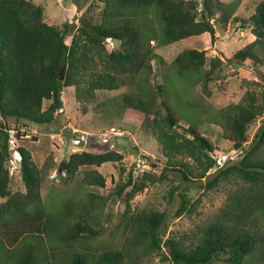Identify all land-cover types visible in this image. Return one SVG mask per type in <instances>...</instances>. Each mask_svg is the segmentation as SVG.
<instances>
[{"label":"trees","instance_id":"1","mask_svg":"<svg viewBox=\"0 0 264 264\" xmlns=\"http://www.w3.org/2000/svg\"><path fill=\"white\" fill-rule=\"evenodd\" d=\"M229 21L255 36L232 54L230 62L242 65L249 60L264 67L258 51L264 46V0L248 17L234 14L222 0H91L73 27L47 22L43 6L33 0H0V264H144L153 257L163 264H264V224L259 223L264 220V90L248 89L242 101L220 109L222 136L240 158L228 159L209 176L217 164L213 143L198 130L197 120L185 119L166 97L173 96L181 106L194 108L193 104L181 98L167 74L160 84L154 80L152 61L162 60L154 45L203 33L214 38L216 26L224 29ZM207 60L205 50L186 49L171 64L179 77L203 76L206 88L222 64L217 56ZM254 76L259 86L264 84V71L255 70ZM123 87L128 91L122 95V107L144 115L141 124L151 130L162 159L138 176L131 167L125 179L112 180L107 196H65L58 207L50 208L41 193L42 174L7 119L17 125L49 124L62 108L66 88H73L86 113L97 91ZM179 117L188 122L181 130ZM260 117L248 142L249 130ZM12 136L17 138L14 148ZM12 159L19 163L22 190L11 188L6 163ZM122 159L123 154L113 149L76 151L59 162V177L68 187L81 175L80 186L103 188L106 178L98 168ZM178 177L180 182L174 184ZM194 181L204 191L233 184L215 221L202 227L195 241L168 232L166 208L132 206V199L145 188L168 183L167 204L179 198L173 217L190 216L202 195L193 198L190 187L182 184ZM109 200L124 203L111 232L91 214Z\"/></svg>","mask_w":264,"mask_h":264},{"label":"rangeland","instance_id":"2","mask_svg":"<svg viewBox=\"0 0 264 264\" xmlns=\"http://www.w3.org/2000/svg\"><path fill=\"white\" fill-rule=\"evenodd\" d=\"M44 8L45 20L49 23L61 25L68 23L71 27L77 25L79 16L89 6L91 0H33ZM229 7H233L234 14L248 17L254 12L255 5L260 0H222ZM149 17L153 20L154 13L149 12ZM156 20V19H155ZM152 25L155 27L156 23ZM70 38V36H67ZM255 36L249 29H241L238 24H226L224 29L216 26V33L212 38L209 33L192 36L168 45H154L155 52L162 59L152 61L154 69V80L157 83L163 81L164 74L172 80L173 85L181 93V98L189 101L188 105L181 106L173 102V96L169 98L171 106L185 119L190 117L198 130L204 134L214 145L213 156L220 159V164L233 156L232 160L240 158V154L232 148L230 141L222 136L221 126L218 124L219 111L230 103L242 101L246 90H264V84L257 83L254 71H264L261 65H254L249 60H245L242 65L230 62L232 54L252 42ZM113 43H110L111 45ZM186 49L205 50L209 61L217 56L222 60L221 66L213 72L212 82H208L206 88L203 84V76H193L188 79L179 77L172 66L175 56ZM259 54L264 58V46L259 47ZM206 70L209 64L204 67ZM220 73V77H215ZM171 80V81H172ZM128 91L123 87L114 91H97L95 99L87 104V112L82 113V104L74 97L73 88H66L63 91V105L55 120L49 124H34L22 121L17 125L16 121L8 118L7 122L13 129L12 134H20L21 141L18 142L31 152L41 174V193L45 204L50 208L58 207L65 196H73L76 200L86 198L88 192L107 196L114 187L112 180L119 181L125 179L129 169L133 167L135 176L140 175L144 170H151V163L162 159L160 146L155 140L151 130L143 126L144 115L134 109L122 107L121 98L123 93ZM165 98V97H163ZM47 104V103H45ZM264 117V115H263ZM179 117V127H186L188 122ZM262 117L258 118L252 125L248 133V142L261 124ZM17 130V132H15ZM17 138L11 137L12 148L17 144ZM105 149H113L123 154L121 162H108L101 165L98 170L105 176V187H84L80 186L76 180L68 187L63 183V179L58 171V164L66 159L70 153L76 151L98 152ZM14 154V153H13ZM15 160V159H14ZM218 163V162H217ZM161 166V164H159ZM6 167L11 171V188L23 189L20 178L19 163L10 160ZM121 168L125 170L121 172ZM211 169L208 174L212 175ZM153 170V169H152ZM157 173L159 169H154ZM174 184L180 182V178H174ZM205 178L203 182L206 180ZM190 187V195L197 198L200 195L201 201L196 212L190 216L173 217V213L179 204L176 195L174 200L167 204L165 195L169 184H155L145 188L132 199V206L136 208H166L168 211V232H174L180 236H186L187 241H195L199 236V230L208 223L215 221L218 210L226 201L229 190L233 184L224 182L220 185L204 191L199 189V182H184L182 187ZM73 187V188H72ZM71 188V189H70ZM63 189V190H62ZM124 210V203L120 200L106 202L102 210H95L91 214L96 221L106 228L107 232L113 230L121 212ZM264 224V220L259 221ZM264 229V228H263ZM118 240L119 237H113ZM101 241L95 240L97 245ZM264 244V242H263ZM1 250V246H0ZM144 264H163L159 257H153ZM254 264H258L254 262Z\"/></svg>","mask_w":264,"mask_h":264},{"label":"water","instance_id":"3","mask_svg":"<svg viewBox=\"0 0 264 264\" xmlns=\"http://www.w3.org/2000/svg\"><path fill=\"white\" fill-rule=\"evenodd\" d=\"M63 72H64V68H63V66H61L60 71H59V73H60L59 79L60 80H63Z\"/></svg>","mask_w":264,"mask_h":264},{"label":"built area","instance_id":"4","mask_svg":"<svg viewBox=\"0 0 264 264\" xmlns=\"http://www.w3.org/2000/svg\"><path fill=\"white\" fill-rule=\"evenodd\" d=\"M230 159L232 160V159H233V156H232V157L230 156ZM217 162H218V163H217ZM216 163H217V164H216L215 167H217V166H221V164H220V159H217ZM215 167H214V168H215Z\"/></svg>","mask_w":264,"mask_h":264},{"label":"clouds","instance_id":"5","mask_svg":"<svg viewBox=\"0 0 264 264\" xmlns=\"http://www.w3.org/2000/svg\"><path fill=\"white\" fill-rule=\"evenodd\" d=\"M11 161H12V162H13V164H14V161H15V160H14V159H12Z\"/></svg>","mask_w":264,"mask_h":264}]
</instances>
